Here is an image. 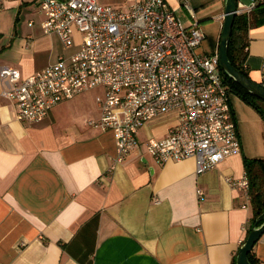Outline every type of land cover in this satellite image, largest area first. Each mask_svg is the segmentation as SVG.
Here are the masks:
<instances>
[{"label":"crops","instance_id":"0c3cea01","mask_svg":"<svg viewBox=\"0 0 264 264\" xmlns=\"http://www.w3.org/2000/svg\"><path fill=\"white\" fill-rule=\"evenodd\" d=\"M97 1L114 7L126 2ZM253 1L238 0V13L255 22L264 18V8L253 13ZM167 2L191 23L181 0ZM225 2L191 0L205 34L204 53L219 50ZM38 5L0 0V67L17 68L23 78L81 47L78 30L71 47L44 33ZM248 38L245 66L261 83L264 21L250 27ZM103 93L101 87L83 91L38 123L17 120L15 104L0 98V264H233L253 207L226 178H241L247 158H264L261 114L230 90L242 150L199 174L193 157L158 164L147 152L150 137H165L178 122L176 111L149 119L138 146L116 162L113 132L85 122L100 117L96 98ZM253 252L264 264V233Z\"/></svg>","mask_w":264,"mask_h":264},{"label":"built area","instance_id":"2783aa9c","mask_svg":"<svg viewBox=\"0 0 264 264\" xmlns=\"http://www.w3.org/2000/svg\"><path fill=\"white\" fill-rule=\"evenodd\" d=\"M257 2L254 0L252 7ZM192 21L186 24L167 0H126L121 7L97 0H39L43 32L56 34L65 47L82 35L80 49L23 78L20 70L0 67V98L16 106V119L42 122L58 103L96 87L101 115L86 124L111 130L115 161L121 162L139 144V134L154 116L176 111L178 122L165 137H150L147 152L158 164L193 157L197 173L214 168L241 152L230 90L218 51L200 50L205 34L191 6L181 0ZM239 12V10H238ZM264 86V61L262 66ZM250 197V178H226ZM205 200V191L197 187Z\"/></svg>","mask_w":264,"mask_h":264},{"label":"trees","instance_id":"16d2710c","mask_svg":"<svg viewBox=\"0 0 264 264\" xmlns=\"http://www.w3.org/2000/svg\"><path fill=\"white\" fill-rule=\"evenodd\" d=\"M264 8V2H257L253 8L254 12H259ZM253 15V14H252ZM264 18L257 19L255 22L251 14L238 13L235 16L232 33L228 45V55L231 62L246 76H249L245 66L248 55L249 38L248 32L254 24L263 22ZM222 74L225 78L229 90L233 91L244 99L248 104L255 108L264 119V101L250 93L247 89L231 78L223 69ZM262 84V83H261ZM246 172L250 178V198L253 207V222L248 230L250 232L257 218L264 212V158H250L245 160ZM262 171V172H261ZM252 264H259L253 250L249 253ZM233 264H236L234 259Z\"/></svg>","mask_w":264,"mask_h":264},{"label":"water","instance_id":"95a60500","mask_svg":"<svg viewBox=\"0 0 264 264\" xmlns=\"http://www.w3.org/2000/svg\"><path fill=\"white\" fill-rule=\"evenodd\" d=\"M238 0H226L224 23L219 42V62L221 68L237 83L247 89L250 93L264 101V86L251 77L241 72L230 60L228 55V45L232 33L234 19L238 14ZM264 233V212L257 218L251 228L245 242L239 248L236 256V264H252L249 259V253L253 250L256 242Z\"/></svg>","mask_w":264,"mask_h":264},{"label":"rangeland","instance_id":"374dc122","mask_svg":"<svg viewBox=\"0 0 264 264\" xmlns=\"http://www.w3.org/2000/svg\"><path fill=\"white\" fill-rule=\"evenodd\" d=\"M183 9H184V11H183V12H184V13H185V12L187 13V9H185V8H183Z\"/></svg>","mask_w":264,"mask_h":264}]
</instances>
